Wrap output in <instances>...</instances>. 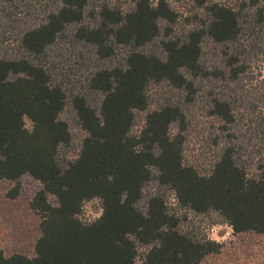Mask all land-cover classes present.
<instances>
[{
	"label": "trees",
	"instance_id": "obj_1",
	"mask_svg": "<svg viewBox=\"0 0 264 264\" xmlns=\"http://www.w3.org/2000/svg\"><path fill=\"white\" fill-rule=\"evenodd\" d=\"M196 1L205 17L173 38L178 17L169 0H133L127 11L118 0L98 10L92 0H59L43 23L17 38L16 52L0 54V181L16 185L13 199L25 178L37 182L31 208L41 217L34 256L0 249V264H137L142 248V264H202L222 245L190 231L189 213L217 215L235 235H264V174L249 172L228 132L235 122L229 100L210 98L209 114L227 132L214 140L219 153L211 169L188 161V110L200 82L226 78L204 64L205 43H235L248 23L240 10ZM71 27L74 44L91 48L98 61L127 51L122 65L95 67L82 92L65 88L49 66L50 50ZM156 42L159 51H149ZM237 61H228L233 81L243 73ZM163 83L180 99L152 110L150 88ZM68 105L85 133L74 158V135L62 118ZM169 195L185 216L170 210ZM95 200L102 215L84 222L83 208Z\"/></svg>",
	"mask_w": 264,
	"mask_h": 264
},
{
	"label": "rangeland",
	"instance_id": "obj_2",
	"mask_svg": "<svg viewBox=\"0 0 264 264\" xmlns=\"http://www.w3.org/2000/svg\"><path fill=\"white\" fill-rule=\"evenodd\" d=\"M105 0H92L91 10ZM240 10L248 19L242 33L235 43L215 44L206 41L203 62L212 69L219 68L226 75L221 78L211 77L200 82V92L196 103L188 110L189 128L187 134L188 161L199 167L201 172L209 171L217 154L218 146L215 138L226 136L222 133L224 126L217 118L210 116L208 106L210 98L224 97L233 105L234 123L227 125L228 132L235 134V144L242 153L243 162L251 174H264V0H248L247 8H242L243 0H208ZM155 2V0H153ZM178 21L172 26L173 38H184L197 22L196 17H205L204 9L198 7L196 0H169ZM125 11L133 6V0H118ZM59 0H2L0 2V54L16 52L17 38L24 30L33 28L46 19L55 10ZM251 6V7H250ZM259 13L260 20L255 22ZM255 18V19H254ZM91 20L86 19L85 25ZM74 27L61 37L67 38L50 50L49 66L54 78L65 88L82 92L86 88L89 74L95 67L106 65H122L126 60V49H120L111 62L98 61L91 48L74 44L72 38ZM159 43L148 48L159 51ZM235 56L237 67L243 73L236 80L229 75V60ZM100 65V66H98ZM180 93L166 83L153 85L150 88L151 109L164 104L168 100L180 99ZM71 126L74 142L69 156L78 155L85 133L78 126L72 107L68 105L62 114ZM144 117L140 116L135 130H141ZM27 126L31 123L27 120ZM263 169L259 170V166ZM15 184L0 181V249L6 255L20 253L33 257L35 243L40 237L41 217L31 208L39 184L30 178L22 182L20 195L13 199L10 194ZM168 205L171 211L185 216L179 208L174 195H169ZM102 215L99 200L87 202L80 218L84 222H94ZM186 227L198 232L200 237L220 243L219 254L208 257L202 264H264V235L247 233L235 235L232 228L217 215L196 216L187 214ZM144 249H140L137 264H142Z\"/></svg>",
	"mask_w": 264,
	"mask_h": 264
}]
</instances>
